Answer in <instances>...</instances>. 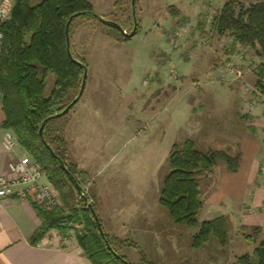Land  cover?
I'll return each instance as SVG.
<instances>
[{
  "label": "rangeland",
  "instance_id": "1",
  "mask_svg": "<svg viewBox=\"0 0 264 264\" xmlns=\"http://www.w3.org/2000/svg\"><path fill=\"white\" fill-rule=\"evenodd\" d=\"M163 1L165 5L161 0H136L139 30L124 41L115 40L114 33L96 19L77 17L72 21L71 49L87 65L84 90L78 100L88 101L89 106L79 123L70 121L69 112L54 117L46 136L49 141L55 137L65 141L66 160L75 164L76 178L87 200L77 190L69 192L66 187L70 194L64 203L54 184L46 180L55 192L56 206L93 205L111 246L132 264L139 263L140 251L144 250L157 254L159 264H231L240 254L251 253L264 239L263 227L257 233L248 227L229 229L225 246L210 236L199 248H194L188 232L196 229L173 223L158 203V197L162 178L168 172L171 145L181 144L188 136V133L181 135V129L177 132L188 118L186 100L190 96L197 101L209 96L216 102L231 104L212 108L210 112L216 117L222 113L251 124L257 120L258 126L249 127V131L251 138L260 144L259 174L264 182V85L262 88L256 85L255 75V67L264 58L250 47L231 43L228 33L210 32L214 14L227 0H201V7L196 0ZM237 1L248 4L259 0ZM105 3L95 4V12L129 31L131 0H115L103 12ZM178 3L196 6L185 18L172 14L170 27L171 20L164 17V12L169 5ZM179 26L185 32L182 37L176 34ZM171 35L177 46L170 42ZM183 40L190 41L189 47ZM191 49L197 61L196 57L188 58ZM227 62L235 63L241 74L225 70ZM189 69H195L194 73L190 75ZM47 84L51 85V78ZM76 93L77 90H71L66 100ZM216 144L213 142V149L232 155L239 153L237 141L228 149ZM208 149L212 148L205 150ZM20 153L27 151L22 149ZM225 169L220 161L211 175L200 179L202 195ZM80 228L76 225L69 233L74 236V230ZM169 231H181L186 237L180 238L178 246L163 239L165 243L161 246L159 235H167ZM245 234L250 236L247 238Z\"/></svg>",
  "mask_w": 264,
  "mask_h": 264
},
{
  "label": "trees",
  "instance_id": "2",
  "mask_svg": "<svg viewBox=\"0 0 264 264\" xmlns=\"http://www.w3.org/2000/svg\"><path fill=\"white\" fill-rule=\"evenodd\" d=\"M168 9L171 14L177 13L173 5H169ZM72 15L68 25V54L65 29ZM98 16L111 20L95 12L89 0H40L36 3L14 0L10 17L2 25L0 101L4 118L0 126L13 131L18 145L39 164L64 203L70 194L65 191L66 187L71 192L76 190L75 182L79 184L76 166L66 160L65 141L61 137L49 141L46 132L54 118L52 115L74 98L66 100L69 92L79 90L83 69L75 60L87 67L83 58L74 55L71 49V23L77 17L96 19L114 33L113 38L117 41L129 39L127 33L132 28L125 34L115 21L116 24L105 22ZM139 26L136 19L135 33ZM210 32L217 35L228 33L234 43L250 47L264 58V0L248 4L237 0L225 1L212 18ZM255 68L256 85L262 88L264 62ZM49 78L51 85L48 87ZM49 116L52 117L47 119ZM220 161L225 164L226 170L234 172L238 168L240 154L232 155L213 148L202 150L192 139L186 138L181 144L173 143L167 155L168 172L162 178L158 203L173 223L196 229L190 242L194 248H199L210 236H214L221 246L229 240L230 223L226 216L198 219L203 204L200 179L211 175ZM31 203L40 219L30 237L32 243L38 242L51 229L67 234L80 225V229L74 230V237L93 264H132L111 246L112 241L101 223L99 229L95 220L97 213L92 212V209L95 211L93 205L47 209L34 201ZM246 227L240 226V230ZM248 228L254 233L261 229L259 226ZM245 235L247 238L250 236ZM138 264L154 263L140 251ZM231 264H264V239L254 246L251 253L240 254Z\"/></svg>",
  "mask_w": 264,
  "mask_h": 264
},
{
  "label": "crops",
  "instance_id": "3",
  "mask_svg": "<svg viewBox=\"0 0 264 264\" xmlns=\"http://www.w3.org/2000/svg\"><path fill=\"white\" fill-rule=\"evenodd\" d=\"M90 1L93 9L95 4L100 5L106 1L102 9L105 12L113 5L115 0ZM161 2L165 5L163 0ZM196 3L197 6H202L201 0H196ZM172 5L177 12L176 16H184L185 18L187 17V13H190V10L194 9L193 5L195 4L178 3ZM168 11L164 12V17L171 20V27L174 18L172 19V14ZM182 26L177 27L179 31H176V34L181 37L185 33L183 32V28H181ZM227 37L231 43H234L229 34ZM183 41L185 42V40ZM170 42L174 46L178 45L172 35ZM191 44L194 46L195 43L192 41ZM234 44L240 45L238 43ZM186 45L189 47L190 41ZM197 46L192 47L194 51ZM195 57V61H197L196 53L193 50L191 53L189 52L188 58ZM195 69H189L187 72L191 75ZM180 75L185 76L186 74L181 73ZM152 91L153 88H151V93ZM190 98L186 100L188 118L184 121L183 126H180L177 133L179 134L180 131H183L181 135L188 133L186 138L192 139L202 150L213 148V142L228 149L229 147L231 148L230 144L232 142L237 141L240 153L237 170L234 172L226 169L223 170L217 178L213 179L214 183L202 196L203 204L198 214L201 215L200 220L224 215L228 219L230 229L232 230L240 229V226H259L260 228H264V182L260 178L258 161L260 144L254 137L251 138L249 131L250 126H253L254 129L258 126L256 124L257 120L251 124L242 118L239 119V117L223 116L222 113H219V117H216L215 113L210 112L212 108L219 109L221 108L220 104L224 105L222 108H226L225 105L229 106L231 104L216 102L211 100L212 97L209 96L202 97L204 100L198 101L195 100L194 96H190ZM88 106V101L80 103L77 100L68 111L71 113L70 121L75 123L81 122L86 114L85 109L87 110ZM3 118L4 113L0 101V123ZM2 128L0 126V132ZM21 148L17 145L15 153L6 151L1 143L0 133V176L8 178L13 176L9 169V163L17 159L23 149ZM42 180L44 182L47 181L45 176L41 177ZM31 201L30 198L19 199L13 195L6 198L3 203L0 214V264H93L78 245L75 237L70 233L62 234L56 229H51L38 242L32 243L30 241L31 235L40 224V219ZM180 232L169 231L167 235H159L161 237V246L165 243L163 239H168L167 244L172 246L180 245L182 240L180 238L184 237L185 239L186 237L183 232L182 235ZM194 232L189 230V236L191 237ZM156 233L158 232L156 231ZM143 252L151 262L159 264L157 254H149V251L146 250Z\"/></svg>",
  "mask_w": 264,
  "mask_h": 264
},
{
  "label": "built area",
  "instance_id": "4",
  "mask_svg": "<svg viewBox=\"0 0 264 264\" xmlns=\"http://www.w3.org/2000/svg\"><path fill=\"white\" fill-rule=\"evenodd\" d=\"M13 1L0 0V55L3 49L4 37L2 25L10 17ZM123 30L126 32L125 29ZM225 70L233 71L236 75L241 74V70L233 62H227ZM1 97L0 93V100ZM0 133L4 149L10 153H15L18 143L13 131L8 128H2ZM9 169L13 174L12 177L0 176V214L5 199L13 195L19 199L30 198L47 209L56 206V195L52 186L47 181H41V177L44 174L28 153L19 154L15 161L9 163Z\"/></svg>",
  "mask_w": 264,
  "mask_h": 264
},
{
  "label": "water",
  "instance_id": "5",
  "mask_svg": "<svg viewBox=\"0 0 264 264\" xmlns=\"http://www.w3.org/2000/svg\"><path fill=\"white\" fill-rule=\"evenodd\" d=\"M135 0H131V12H132V28H131V31L129 33H127V35L129 37L133 36L134 33H135V30H136V16H135ZM73 15L70 16V18L68 19L67 23H66V45H67V51H68V54H70L69 52V37H68V25H69V22L70 20L72 19ZM99 19L105 21V22H109V23H112V24H116L114 21L112 20H106L104 19L103 17L101 16H98ZM121 31L123 33L126 34V32H124V30L122 29V27H120ZM77 63H79L81 66H82V69H83V74H82V78H81V83H80V87H79V90L77 92V94L74 96V98L59 112L55 113L54 115H52L53 117H58L62 114H64L66 111H68L76 102L77 100L79 99V97L81 96L83 90H84V84H85V78H86V70H87V67L82 64L80 61L78 60H75ZM52 116H49L47 119H50ZM42 128H43V123L41 124L40 128H39V133L41 134V131H42ZM61 163V162H60ZM62 164V163H61ZM74 182V178L72 179ZM75 187H76V190L77 192L80 194V196L86 201L87 198L86 196L84 195V192H83V188L75 182ZM92 212L95 214V211L92 209ZM95 220L97 222V225L99 227V229L101 230V227H100V222L98 221V217L95 215Z\"/></svg>",
  "mask_w": 264,
  "mask_h": 264
}]
</instances>
